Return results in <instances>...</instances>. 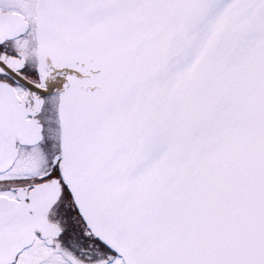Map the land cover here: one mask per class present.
<instances>
[{
	"label": "snow or ice",
	"instance_id": "1",
	"mask_svg": "<svg viewBox=\"0 0 264 264\" xmlns=\"http://www.w3.org/2000/svg\"><path fill=\"white\" fill-rule=\"evenodd\" d=\"M0 264H264V0H0Z\"/></svg>",
	"mask_w": 264,
	"mask_h": 264
}]
</instances>
